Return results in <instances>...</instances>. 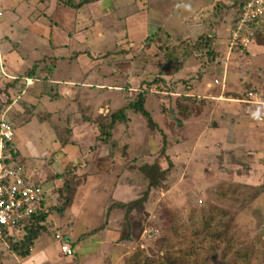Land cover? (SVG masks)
Segmentation results:
<instances>
[{"label": "rangeland", "instance_id": "1", "mask_svg": "<svg viewBox=\"0 0 264 264\" xmlns=\"http://www.w3.org/2000/svg\"><path fill=\"white\" fill-rule=\"evenodd\" d=\"M44 1L0 0V91L7 74L40 67L33 86L12 91L8 109L0 93V108L15 128L17 161L45 188L49 204H63L59 189L67 179L74 193L64 213H51L53 229L30 255L6 243L0 264H137V254L139 264H163L169 252L193 264H264V105H256V93L251 104L201 96L219 95L224 84L226 94L249 98L258 90L264 100V50L230 47L236 0V9L214 0L205 11L210 35L178 44L163 34L145 43L143 16L126 17L139 13L140 0L83 7L82 0H59L44 25L30 24L29 13ZM209 1L179 0L169 28L191 21ZM202 36L209 46L199 45ZM143 91L156 128L129 110V121L116 123L104 141L99 123L108 125ZM155 163L164 174L154 179L144 166ZM146 192L143 205L128 212ZM68 225L76 258L54 237Z\"/></svg>", "mask_w": 264, "mask_h": 264}, {"label": "built area", "instance_id": "2", "mask_svg": "<svg viewBox=\"0 0 264 264\" xmlns=\"http://www.w3.org/2000/svg\"><path fill=\"white\" fill-rule=\"evenodd\" d=\"M264 25V0H246L239 19L230 27V47L250 49L258 39ZM253 95V94H251ZM11 106V105H10ZM8 109V107H7ZM7 110L0 116V241L21 230L38 211L48 207L50 196L45 188L35 182L25 166L18 162L10 144L14 142L15 128L6 118ZM70 236V234H68ZM56 240L62 242L66 256L75 253L71 241L65 240L60 231L55 232Z\"/></svg>", "mask_w": 264, "mask_h": 264}, {"label": "trees", "instance_id": "3", "mask_svg": "<svg viewBox=\"0 0 264 264\" xmlns=\"http://www.w3.org/2000/svg\"><path fill=\"white\" fill-rule=\"evenodd\" d=\"M94 0H84L82 2V4L85 3H89L92 2ZM246 0H242L240 2V10L235 18V21H237L239 19V16L243 10V6ZM155 37L156 39H158L159 37H162L161 33L160 34H154L152 36H150L148 38V40L146 41V43H148L150 40H153ZM206 36H202V38H205ZM198 43V42H197ZM197 43H195V45H197ZM210 43V38L207 37L205 38V42L202 43L200 42V46H209ZM209 53H211L209 51ZM38 72V65H36V67L32 70L30 69L28 72H26V74L23 75H19L16 76L15 78H12L11 80H9L1 89L0 93L2 95H5L7 97V99L4 102L3 107H9L10 105H12L15 102V99L12 98V91H15L17 93H22L25 88L28 85V80L29 79H34L36 80V78L38 79V77H36ZM155 81H162L165 83V80L162 79H158L156 78ZM169 93H173L169 92ZM146 98H147V93L146 92H140L136 98V100H129L128 98V105L122 107L121 109L117 110L116 112H114L111 115V122L107 125L104 123H99L100 128H101V134L103 137L104 141L109 140V138L112 136V130L115 128L116 123L121 122V123H127L129 121V116H128V111L131 110L133 112L136 113H141L149 122L150 126L155 127L157 126V123L154 121L151 113L149 111L146 110L145 108V103H146ZM2 107V108H3ZM2 108H0V116L2 114ZM10 149L12 150V153L14 154V156L16 157V152H15V146H14V142H12L10 144ZM144 170H146L148 172V174L150 176H152L153 178L157 177V175L159 174H164V171L161 170L159 163H155L152 165H147L144 166ZM155 177V178H156ZM154 178V179H155ZM66 185L63 188H60V193L62 195V197L65 199V201L63 202V204L57 208H53L52 205H49L48 207L44 208L41 211H38L37 213H35L31 219L23 226H21L22 230H25V234L22 237H18L17 236V232L11 234L10 236H8L6 238V243H8L14 250V252L17 255L23 256V257H27L28 255L31 254L32 249L34 247V244L36 242V240L42 235L43 232L45 231H50L51 229H53L52 227V219L50 218L51 213H53L55 210L59 211L61 213H64L66 206L70 204L71 202V197L73 195V181L71 179H67L66 180ZM149 196V192H146L145 195L139 199L136 200L134 202H132L130 205L128 203H116V205L118 206H122V207H129V211L128 212H132L133 209L137 208V207H141L143 205V201L146 200ZM55 211V212H56ZM71 229V226H66L63 227L61 230L60 229H56L54 231V237H55V232L58 230L60 231L63 235H65V240L66 241H71L72 247L74 248V250L76 249V243L74 242L69 234V231ZM130 229V235L133 233L134 229H133V225L131 227H129ZM128 235V236H130ZM85 236H83L82 239H84ZM56 239V238H55ZM2 247V243L0 241V249ZM71 257H75L76 258V251L74 253L73 256ZM142 255H138L134 256V259H137V264H139L140 260H141ZM164 262L163 264H193L192 262H190L186 257H182V256H175L172 252H169L166 254V256L164 257ZM150 264V262L148 263ZM196 264V263H194Z\"/></svg>", "mask_w": 264, "mask_h": 264}, {"label": "crops", "instance_id": "4", "mask_svg": "<svg viewBox=\"0 0 264 264\" xmlns=\"http://www.w3.org/2000/svg\"><path fill=\"white\" fill-rule=\"evenodd\" d=\"M19 1V0H16ZM21 1V0H20ZM44 1V0H42ZM84 0H82L83 2ZM139 2V0H137ZM142 1V6L139 8V13L132 12L131 14L127 15L126 17H131L133 15L137 16L142 15V19L144 20V30H145V43L148 40V38L154 34H163L164 36H167L169 40H172L175 44L180 43L181 41H183L186 38L189 37H197L200 36L203 33H208V35H210V31H211V27H210V21L207 22V16L205 14V11L208 10V8L213 7L214 4V0H210L209 3H207V5H202V6H197L194 10H195V17L189 21V20H184L182 22V26L180 25V27L178 28H169L170 26V22L172 21L173 17L176 14L177 9H179V5L177 4V2L179 0H140ZM242 0H236V2L238 4H236L238 7V11L240 10V2ZM27 2V1H26ZM25 2V3H26ZM93 2V1H92ZM91 2V3H92ZM102 1L99 0V3H101ZM225 2L228 5H231L233 7V9H236V5H232L235 2L233 0H228ZM72 4V3H71ZM82 4V3H81ZM30 5V4H29ZM73 5V4H72ZM133 5V2H129V6ZM218 5V4H217ZM84 4L81 5V7H83ZM42 7V9H40ZM216 7V5H215ZM37 8H39L37 11H40V14H36V8H35V12L32 11L29 13V22L30 24H42L44 25L46 23V19L47 18H51L52 16H54V14L57 12L58 8H59V0H46L43 3H38ZM94 12L101 14V8H94ZM205 14V15H204ZM2 15V11H0V16ZM129 17V18H130ZM128 18V19H129ZM236 17H234L235 20ZM232 20V22L234 21ZM232 26V25H231ZM264 32V25L260 28L259 30V34H261V32ZM262 35V34H261ZM129 37V36H128ZM3 38H5V35H3ZM2 39V36L0 35V41ZM126 42H128V40H125ZM257 41V40H256ZM264 36H263V40L261 42H255V44L249 49H255V47L257 48L258 51H263L264 50ZM129 47V46H128ZM63 57L60 56H55L54 59L56 60V62H60L63 61L62 59ZM38 65V72L40 71V67L39 64ZM8 76H6L9 80L12 78H15L17 75H12V74H7ZM38 77V76H36ZM39 79V78H38ZM36 78V80L34 79H29L28 80V85H34L35 82H37L38 80ZM58 82V81H55ZM72 82V81H70ZM73 83V82H72ZM217 83L221 84L219 80H217ZM71 84V83H70ZM73 86H75V88H77L76 83L72 84ZM224 84H221L222 89H218L217 91V96H213V94L210 95H201L203 98H209L211 97L213 100H217L220 102H228V103H246V104H251L250 102V97L254 96L255 93L258 95L257 96V103L256 105H264V100H261L260 97V93L258 90L252 91L251 93L248 94L249 98H241V95H237L234 94L233 92H229L228 94H226L227 90L224 89L223 86ZM263 84L259 85L260 88H262ZM118 88V87H116ZM78 89V88H77ZM254 92V93H253ZM205 93V92H204ZM210 93H212V91H210ZM253 94V95H251ZM193 96V94H190ZM247 96V97H248ZM198 97H200V94L198 95ZM30 175L32 176V179L34 178V174L30 173Z\"/></svg>", "mask_w": 264, "mask_h": 264}]
</instances>
